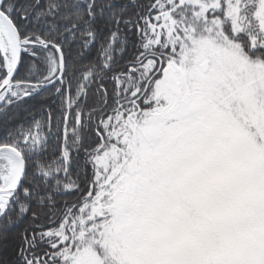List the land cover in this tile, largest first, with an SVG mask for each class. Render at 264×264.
I'll return each mask as SVG.
<instances>
[{"label":"snow or ice","instance_id":"snow-or-ice-1","mask_svg":"<svg viewBox=\"0 0 264 264\" xmlns=\"http://www.w3.org/2000/svg\"><path fill=\"white\" fill-rule=\"evenodd\" d=\"M0 120L17 264H264V0H0Z\"/></svg>","mask_w":264,"mask_h":264},{"label":"trees","instance_id":"trees-1","mask_svg":"<svg viewBox=\"0 0 264 264\" xmlns=\"http://www.w3.org/2000/svg\"><path fill=\"white\" fill-rule=\"evenodd\" d=\"M107 2V0H106ZM113 4L119 5L126 0H111ZM141 3H146L147 0H140ZM134 37H130V40L134 41ZM72 48L74 50L73 55H75V51H77V45L76 43H73ZM98 49L99 44H94L90 47V49L83 52L82 56L75 57L76 62L78 65H84L89 64L92 62H95L98 58ZM132 48L131 44L128 47V51L124 55V59L127 60L128 57L131 55ZM26 73L24 71L21 72L20 76H25ZM40 103L44 104V107L52 109V111L55 113L59 109L60 100L56 98L55 96H50L47 98L46 101H29L28 104H24L20 107H13L8 112V120L11 122L13 126L24 123L25 125L30 122L33 118V115L35 114L37 118H39V105ZM5 140V130L3 127V121L0 120V143H3ZM57 149V141L51 140L50 148L46 154V162H51L52 159L59 156V152ZM75 155V153H73ZM81 153V158H82ZM61 178H63V173L60 174ZM72 178L75 179V170H73ZM57 195V201H58V207L63 203L65 199H67L69 202H71L73 199H75L74 196L69 195L67 193H59ZM25 223H27V218H25ZM25 224L20 225H14L9 230V237L6 241H0V264H17V250L20 246V240L18 236L16 235Z\"/></svg>","mask_w":264,"mask_h":264}]
</instances>
